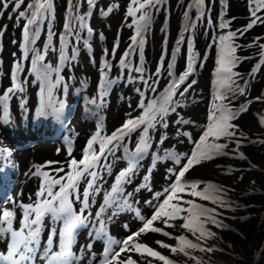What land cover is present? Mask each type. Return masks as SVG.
Listing matches in <instances>:
<instances>
[{"label":"bare ground","instance_id":"6f19581e","mask_svg":"<svg viewBox=\"0 0 264 264\" xmlns=\"http://www.w3.org/2000/svg\"><path fill=\"white\" fill-rule=\"evenodd\" d=\"M169 1L170 4L163 1L155 8L147 9L152 19L144 33L143 67L145 72L143 75L145 78H149L159 67V85L156 92L153 93L144 87L142 81L138 79L133 81L132 78L138 77L140 74L134 70L123 69L119 64L123 53L131 45V37L136 34L135 27L129 26L132 24L133 19L128 16V10L132 6L130 0H95V7H90L87 0H75L73 3L79 4V7L71 12L69 11L68 0H54L53 18H51L50 23L46 19L40 25L39 38L35 44H29L30 49L35 48L40 50L41 54H45L44 46L48 44L49 28L54 34L52 44L43 61L44 64L50 65L53 69H59L58 73L52 71L49 76L51 84L55 85L51 98L48 95L39 97V90L43 82L37 79L36 73L32 70L34 54L30 51L24 62L19 61L23 56L22 29L25 20L20 19L17 23V13L12 11V5L10 4L7 10H3L4 14L0 16V27L7 26L3 36L0 37V96L4 95L7 89L13 87L12 77L14 72L15 76L17 75V63L26 68V71L20 73L23 91L17 89L14 93L9 94L6 117L3 116L4 106L0 105V134L7 127L11 130H17L21 127L34 125L39 111L41 112L42 103L45 107L46 103L55 100L59 109H61V104L68 110L71 107L76 108L77 111H80L78 114L80 116L75 120L71 119L72 131L69 133L68 138L74 147L71 153L69 154V152L61 149L60 154L52 156L53 152L61 147L58 144L43 143L35 148L33 152L25 155L27 159H32L30 163L27 160L20 164L24 172L28 168L40 167L41 170L49 172L51 176L57 175L54 169L62 168L64 171L60 172L59 176H64L66 170L71 166V160L75 159L77 162L82 160L87 149V147L85 148L87 140L80 145L77 139L81 130L91 127L108 135L121 128L129 119H138L142 116L144 109L139 107L141 99H144L145 104L151 99H158L164 94L167 85L173 79L168 75L170 62L167 59L169 54L175 55L176 65L172 69L175 77L186 70L188 51L185 47H182L179 54L176 52V48H170V46H190L189 41H191V47L197 53L194 65L195 71L180 85L174 96V99L180 102V106L177 107L176 112H169L165 117L169 125L168 128L165 129L157 124L154 129H149L152 144L145 155L148 156L152 152L154 153L155 150H158L157 155H162L166 150V146L168 151L176 150L177 153H185L190 141L183 133L191 134V146L194 141H199L205 130L203 126L208 123L207 115L214 101L218 47L212 38L213 36L226 34L229 31L240 30L243 35L238 33L234 40L235 44L239 45L235 55L243 59L233 68V71L240 74V77L236 78L237 83L245 91L244 95L236 94L232 96L231 93H228V95L231 99L229 107L237 111V118L232 123L238 125L239 132L242 133L240 151L244 153L245 158L241 159L232 151L235 149L234 142H231L229 138H222L215 142L228 143V148L224 151L229 152V155H217L209 161L202 160L196 168L192 169L190 175V179L195 177L202 181L203 185H207L210 181L209 184L212 185L213 182L217 188L223 189L222 192L212 194L220 196L225 202L224 206L213 203L212 200H202L200 198L198 200L200 206L204 209H214L215 212L212 215L226 227H217L207 219L206 215H200L199 222L204 223L205 230L216 235L198 241L196 236L199 233L193 235L192 231L188 229L175 227V225L185 223L184 217L188 216V212L185 211L181 212L177 219L169 221L174 227H166L163 220L153 222V227L167 231L170 236H164L162 232H149L141 235L140 240L150 246L160 248V251L169 256L174 264H240L245 257L252 258V264H264V248L258 254V257L252 256L254 241H258L261 235L257 232L262 230V223L264 222L260 216L264 212V173L261 168L256 167L258 163H264V125L260 123V118L264 116V63L261 62L264 60V55H262L264 50L253 43L256 41L264 44V24L257 23L251 29L244 31L245 26L252 19L250 5L246 4L249 0L232 1L231 3L228 2L229 0H226V3L225 0H221L219 4L222 8L221 16L215 19L218 2L214 1V4L207 8L214 15L212 24L209 25L208 21H204L203 31H199L195 27L191 35L186 37L179 31V28L185 19V13L192 0ZM28 3H31V0H25V4L21 6L20 10L27 11L26 5ZM108 8H112V11L108 15H104L103 12L107 11ZM87 10H90L91 13H88ZM85 14L93 16L91 27L94 35H88L85 29H80L79 21L74 19ZM140 14L138 12L137 17ZM258 15L264 16V10ZM9 16L12 18L9 19ZM221 18L224 21H231L229 28H219ZM70 19H72L75 28L79 29L78 35L75 33L66 34L64 26L69 23ZM55 28L60 34H66L63 43L60 40L61 35L55 32ZM165 33L168 34L167 40H165ZM101 34H103V39L100 38ZM181 36H183V43L178 45L177 42ZM114 45H118V47L115 48L113 54ZM249 45L252 46L249 47ZM61 52L68 57L63 62H61ZM162 54L163 66L161 67ZM129 59L133 69L140 66L138 52H134ZM105 62L111 65L110 71L104 69L107 72V79L115 81V83L107 85V95L101 102L99 99L102 91L101 84L105 80L101 69ZM12 63L14 64L11 66ZM258 64L260 65L259 69H257ZM58 79L59 83H57ZM193 79L196 83L181 97L180 91H183ZM149 82L151 83V79ZM136 88H140L144 92V97H141ZM257 97H261V99L258 100ZM92 99H96L97 103H90ZM216 103H219V101H216ZM224 103L228 104V101L225 100ZM241 106L246 107L247 111H238ZM49 111L53 112L52 106ZM44 115H46V112ZM44 117L48 118V116ZM90 117H94V120H90ZM181 117L190 121V123L177 124L175 121ZM42 123L45 127L41 130L47 133L56 132L52 120L44 119ZM143 127L144 125H141L124 139V144L130 152L135 150ZM165 134L167 139L163 144H160L158 137L161 138ZM244 136L247 139H243ZM32 139L34 137L30 138V140ZM208 142H212L211 137H209ZM13 143V140L0 137V147H12ZM46 156L52 157L47 158ZM120 156V159L110 160L103 170L105 172L109 171L108 166H111L109 172L112 173L114 183L120 171L126 169L124 162H122V157L127 159L123 148H120ZM7 160L8 157L5 156L3 162ZM49 161L57 163L49 165L46 163ZM171 162L173 161L167 159L156 166L158 168L148 181L152 189L151 192L147 188H142L139 192L134 193L137 198L142 200L143 214L146 216L149 214V206L144 201L148 198V195L161 192V189L163 190L168 186L169 180L165 177L168 175L167 169L173 168ZM142 183H145L144 176L137 173L132 178L129 190L134 192L133 189ZM99 184L104 189L110 186V182L106 177L101 179ZM204 188V186L197 187L200 191ZM209 191L211 192V190ZM162 196L160 199H162ZM185 200L197 202L195 198ZM173 203H180L185 208L190 207V205H184L181 201L174 200ZM181 235L193 243L200 244L205 249L211 247L213 251L186 248L185 251L189 253L188 256H185L183 252H172L171 247L178 246V237ZM157 241L166 243L171 247H160L156 243ZM192 257H195V259H192ZM138 260L142 264H148V261H151L152 264H163L146 258H138Z\"/></svg>","mask_w":264,"mask_h":264},{"label":"snow or ice","instance_id":"6c2138e0","mask_svg":"<svg viewBox=\"0 0 264 264\" xmlns=\"http://www.w3.org/2000/svg\"><path fill=\"white\" fill-rule=\"evenodd\" d=\"M131 7L128 10V16L132 17V24L130 27H135L136 34L131 37L132 44L129 46V49L123 53L122 58L119 61L121 68L128 69L129 71H135L140 74L138 77L132 78L133 81L140 80L142 81L144 87L149 89L150 92H156L159 85L158 77L160 76L159 67L151 77L145 78L143 73L145 69L143 67V51L145 46V36L144 33L148 28V25L151 22V14L147 9L155 8L160 4V0H130ZM87 3L90 7H95V0H87ZM205 0H196L197 7H203ZM226 3V0H225ZM12 5V11L17 13V23L20 19L25 20V24L22 29L23 37V57L24 59L28 58L29 52L31 51L34 54V59L32 60V70L36 73L37 79L43 82V87L41 89L42 93L45 90L48 93L49 98H51L52 88L55 86L51 84L49 76L52 71L59 72V69H53L50 65L44 64L45 54L47 53L50 45L53 40V33L49 28L48 33V44L44 46V53L41 54L40 50L29 48V44H35L36 40L40 35V25L47 19L49 23L51 18H53V0H32L31 3L26 5L27 11H21V6L25 4V0H0V16H2L3 10H7L9 5ZM250 4V16L252 17L249 24L245 26L244 31L251 29L257 23L264 24V16L258 15L262 10H264V0H249ZM79 7V4H74L73 0H69V11H74ZM112 11V8H108L107 11L103 12L104 15H108ZM141 13L137 17V13ZM187 17V12L185 13ZM203 16V13H201ZM12 17L9 16V19ZM74 19L79 21V28L86 29L88 35H91L93 29L87 24V16L81 15L75 17ZM231 21H224L221 18L219 24L220 29H227L230 26ZM208 24L211 25L212 21L209 18ZM7 26L0 27V37L3 36L4 30ZM65 30L67 34H79V29L75 28V25L72 22V19L69 20V23L65 24ZM195 24H189L185 31H188V28H194ZM243 35L240 30L229 31L226 34H220L218 36H213L212 40L214 43H217L218 47V58L216 63L218 67L216 68V77L214 81L216 85V91L214 94V101L211 109L207 115L208 123L203 126L205 130L199 138L198 142H195V150L192 151L189 156L188 153H177L174 151H166L163 157L156 156L153 159L152 167L148 170V174L144 176L145 183L140 184L135 188V192H139L142 188H147L148 191H152L148 181L151 176L152 169L156 167V163L161 159H170L174 162L175 165H181V160L187 157V163L182 165L178 170L176 168H168V175L165 177L172 182L161 192H154L153 198L150 200L144 201L145 204L153 207L154 214L150 218H145L141 214V210L136 208L133 203L130 202V198L134 196V192L125 193L123 187L124 183H131L132 175L138 170L140 161L143 160L144 154L151 147V137L149 134V129H154L157 124H160L163 128H168V122L165 117L169 112H176L177 107L180 106V102L174 99L176 92L179 90L180 85L183 84L190 75L195 71V62L197 53L194 52L191 47V41H189L188 48V58L186 64V70L180 74L178 77H175L174 69L175 66V55L172 56V63L168 65V75L173 77L167 85L164 94L161 95L158 99H151L147 104L144 103V99H141L139 107L144 109V114L138 119H129L126 123L122 125L121 128L117 129L111 136L103 138L99 154H96L92 151L93 144L96 142L97 137H100V132L96 133L87 145V151L84 154L82 160L77 162L75 159L71 160V169L72 171L65 173L64 176H59V173L64 171L62 168L54 169L57 173L56 176H51L48 172L41 171L40 167H36L32 175H40L43 177L41 186L36 193V201L33 204L23 205L20 204V207L23 209V220L19 230L13 229V218L14 211L10 209H5L0 215V238L7 236L9 238L7 252H0V264H37V257L39 260L44 261L45 264H76V261L80 260L82 257L77 256L72 251V246L76 242L78 236V230L80 228H88L89 225L92 227V231L89 232V235L96 239H102L104 241V249L102 252V258L98 261V264H138L130 255L124 258L122 253L124 252H136L141 255V257H152L157 260L163 261V264H172V261L169 260L164 255H161L158 251L153 250V248L147 246L144 243L135 242L136 237H139L142 233L153 232L160 233L162 232L164 236H170V233L163 231V229L158 227H153V222L157 220H163V223L166 227H174L173 224L169 223L171 220H175L179 217L181 212H188V216L184 217L185 223L182 225H175V227H182L192 231L193 235L199 233L196 236V239L199 241L205 237H214L216 234L210 231H206L204 228V223L199 222L200 215H206L207 219L215 224L217 227H226L222 222L217 221L212 215L214 209H204L202 206L194 203V201L183 200L179 195L184 193L186 189H190L188 192L189 195L199 197L202 200H212L213 203H219L221 206H224V200L218 196L213 195V192L219 193L223 189L216 188L214 185H207L202 191H197L199 182H187L183 178L185 174L194 164L201 163L202 160H211L214 159L217 155H229V152L224 151L228 148V143H216L215 141L220 138H229L231 142L235 143V149L232 151L235 152L241 159H244V153L240 151L241 147V136L242 133L239 132V126L233 124L232 121L237 118V111H234L229 107L231 99L229 98L228 93H231L232 96L236 94L244 95L245 89L237 83L238 77L240 74L234 72L233 68L240 62L242 57L235 55L239 45H236L234 40L237 34ZM101 39H103V34H101ZM66 37L61 36L60 40L63 43ZM183 43V36L177 44ZM257 45L258 48L264 50V44H260L256 41L253 42ZM252 45H249L251 47ZM118 45H114L113 54L115 48ZM54 50V49H53ZM179 46L176 48V52H179ZM138 52L140 66H137L133 69L131 60L129 57L134 53ZM264 55V53H262ZM74 58V57H73ZM68 59L61 52V62ZM264 63V60L261 61ZM161 67L163 66V54L161 60ZM259 64L257 69H259ZM104 69L111 70V65L105 62L103 68L101 69L105 80L101 84V94L99 99L101 102L103 98L107 95V85L110 83H115V81H110L107 79V72ZM16 70H21L19 63L16 65ZM13 87L7 89L4 95L0 96V105L4 106L3 116H7V101L9 99V94L14 93L17 89L23 91L21 82L17 81L15 72L13 73ZM62 79V78H61ZM151 79V83L149 80ZM59 83V79L57 80ZM196 81L193 79L187 86L180 91V96L183 97L185 92L191 88ZM136 91L140 93L141 97H144V92L140 88H136ZM256 99H261L257 97ZM227 100L228 104H225L224 101ZM219 101V103H216ZM90 103L96 104V99L90 100ZM60 108H63V105H60ZM44 105L42 103L41 113L43 114ZM238 111H247L246 107L241 106ZM179 115V113H177ZM177 124H189L190 121L183 119H177L175 121ZM260 123L264 125V116L260 118ZM144 125L142 129V134L139 138L138 143L136 144L134 151H129L128 147L124 144V137L129 136L131 132L135 131L138 127ZM179 134V133H178ZM184 136H187L189 141L192 140L191 134L184 132ZM209 137L212 138V142L209 143ZM167 139V135H163L159 143L163 144ZM243 139H247L246 136ZM117 142V143H114ZM111 147H107V146ZM117 148H123L127 160L128 167L125 170L120 171L119 175L116 177L115 183L112 185L110 191L105 192V197L103 204L100 206L99 210L93 216L92 212L89 209L94 203H90V197H95L100 191V186L96 183L98 179H103L102 176H99L98 172L94 170L101 159L104 156L105 151L110 154H114ZM69 154L71 149L68 150ZM7 157H11L12 153L6 148H0V155L5 154ZM106 159V157H105ZM47 164L57 163V162H46ZM83 165L81 168L80 166ZM108 170H111V166H108ZM85 174L90 177L87 181V187L84 189L81 194L79 192V181L85 176ZM174 177V180H173ZM7 169L0 165V181L7 180ZM59 186L58 191H54L56 186ZM212 190L211 192L209 190ZM162 195H166V198L163 199L160 203H154V201H159ZM182 201L184 205H190V207H182L180 203H173V201ZM78 201L82 207L79 209V212L76 211L73 207V203ZM139 203V201H136ZM112 208L111 215H107V210ZM122 211L133 212L135 217L143 221V226L139 228L135 233L129 235L123 240H118L113 236L109 235L108 232V223L113 219V217L119 215ZM87 213V214H86ZM46 215H50L53 222L60 224L59 229L51 228L44 243V246L41 247V231L43 228V222ZM124 227L127 229L128 225L125 224ZM58 236V243L54 244V240ZM179 244L177 247H171L170 245L157 241L156 243L163 248L171 247L172 252H183L185 256H188L189 253L185 251L188 249H197L200 251L211 252L213 249L211 247L205 249L200 246L198 243H193L190 240H187L185 236L181 235L178 237ZM54 247H58V251H54ZM92 243H89L85 246L88 252L92 250ZM83 251V249H82ZM96 253L91 252V259L89 264H92V260H95ZM195 259V257H192ZM148 264H152L151 261H148Z\"/></svg>","mask_w":264,"mask_h":264},{"label":"rangeland","instance_id":"374dc122","mask_svg":"<svg viewBox=\"0 0 264 264\" xmlns=\"http://www.w3.org/2000/svg\"><path fill=\"white\" fill-rule=\"evenodd\" d=\"M257 165L258 166L261 165V167H264V163L263 164L258 163ZM260 216H261L262 220H264V212H262L260 214ZM262 224H263V227L261 228L262 230H258V232H257L259 234L261 233L260 239L258 241H254V249H253V253H252V256L253 257H257L258 254H260L261 251H262V249L264 248V222ZM251 259L252 258H249V257L246 258L245 257L244 258V261L243 262H240V264H252V260Z\"/></svg>","mask_w":264,"mask_h":264}]
</instances>
